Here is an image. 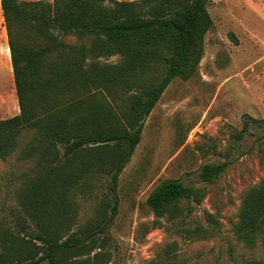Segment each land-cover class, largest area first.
Returning a JSON list of instances; mask_svg holds the SVG:
<instances>
[{
	"label": "trees",
	"instance_id": "obj_1",
	"mask_svg": "<svg viewBox=\"0 0 264 264\" xmlns=\"http://www.w3.org/2000/svg\"><path fill=\"white\" fill-rule=\"evenodd\" d=\"M207 1L0 0L19 107L17 114L0 119V158L12 154L21 134L31 130L24 155H37L44 167L26 180L21 194L36 231L21 244L5 236L0 264H63L97 248L91 262L81 258L78 264L109 260L101 246L88 244L86 234L79 238L77 231L63 230L69 218H57L52 226V217L69 205L77 176L64 167L89 149L97 153L80 164L83 172L97 164L93 159L114 161L107 170L109 201L97 224L110 222L117 213L119 173L140 141L144 121L173 77L186 80L197 69L212 26ZM68 35L79 41H66ZM113 55L118 62L99 60ZM112 91L125 96L124 105L113 104ZM248 124L243 121L239 139ZM258 139L264 144V135ZM227 164H203L200 180L215 181ZM197 191L165 178L146 202L156 216L173 218L182 198L200 201ZM237 217L235 236L254 246L264 233V178L244 194Z\"/></svg>",
	"mask_w": 264,
	"mask_h": 264
},
{
	"label": "rangeland",
	"instance_id": "obj_2",
	"mask_svg": "<svg viewBox=\"0 0 264 264\" xmlns=\"http://www.w3.org/2000/svg\"><path fill=\"white\" fill-rule=\"evenodd\" d=\"M206 7L212 26L197 69L186 80L173 77L144 121L140 141L119 173L117 213L110 222L97 224L109 201L107 170L114 161L93 159L97 164L83 172L80 164L97 153L89 149L64 167L77 176L70 203L52 217V226L57 218H69L63 230L77 231L79 238L86 234L88 244L110 254L109 260L99 257V264H264V233L250 247L233 232L244 194L264 178V144L258 139L264 135V0H208ZM0 30L5 38L1 8ZM64 38L79 41L74 35ZM99 60L115 63L119 56ZM9 68L11 62L0 67L3 118L19 111ZM112 95L114 105H124V95ZM244 120L248 128L239 139ZM31 137L25 130L15 151L0 158V241L9 235V241L25 243L36 231L21 203L26 180L43 167L37 155H24ZM223 161L228 164L215 181L200 180L203 164ZM165 178L194 187L200 201L182 198L175 217L156 216L146 198ZM198 226V233L190 232ZM99 250L63 264L91 262Z\"/></svg>",
	"mask_w": 264,
	"mask_h": 264
},
{
	"label": "crops",
	"instance_id": "obj_3",
	"mask_svg": "<svg viewBox=\"0 0 264 264\" xmlns=\"http://www.w3.org/2000/svg\"><path fill=\"white\" fill-rule=\"evenodd\" d=\"M2 33L3 31L0 30V67L4 68V64L8 62L10 65L11 60H10V52H9L7 37L5 36L4 38ZM11 68L9 69L11 70ZM5 105H6L5 101L0 100V115L5 114L3 113L5 111L4 109L6 108ZM0 119H3V117H0Z\"/></svg>",
	"mask_w": 264,
	"mask_h": 264
}]
</instances>
